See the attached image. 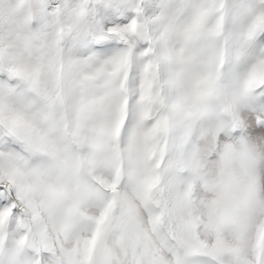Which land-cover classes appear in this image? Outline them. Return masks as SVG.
<instances>
[{"label": "snow or ice", "instance_id": "1", "mask_svg": "<svg viewBox=\"0 0 264 264\" xmlns=\"http://www.w3.org/2000/svg\"><path fill=\"white\" fill-rule=\"evenodd\" d=\"M262 174L264 0H0V264H264Z\"/></svg>", "mask_w": 264, "mask_h": 264}, {"label": "rangeland", "instance_id": "2", "mask_svg": "<svg viewBox=\"0 0 264 264\" xmlns=\"http://www.w3.org/2000/svg\"><path fill=\"white\" fill-rule=\"evenodd\" d=\"M164 2L165 0H94V20L103 34L108 28L116 27L120 22L127 23L135 18L138 9L144 17H151ZM113 43L107 39H99L92 46L101 48ZM84 46H87V42Z\"/></svg>", "mask_w": 264, "mask_h": 264}, {"label": "clouds", "instance_id": "3", "mask_svg": "<svg viewBox=\"0 0 264 264\" xmlns=\"http://www.w3.org/2000/svg\"><path fill=\"white\" fill-rule=\"evenodd\" d=\"M261 178H262V181H264V174H262V177Z\"/></svg>", "mask_w": 264, "mask_h": 264}]
</instances>
